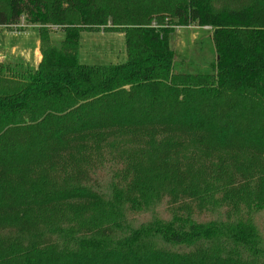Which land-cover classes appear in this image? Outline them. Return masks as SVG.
Returning <instances> with one entry per match:
<instances>
[{"label":"trees","instance_id":"trees-1","mask_svg":"<svg viewBox=\"0 0 264 264\" xmlns=\"http://www.w3.org/2000/svg\"><path fill=\"white\" fill-rule=\"evenodd\" d=\"M215 1L0 0V25L18 24L25 18L45 27L59 25L65 33L60 48L45 46L38 67L20 90L0 89V172L6 175L5 169L16 159L45 156L49 149H61L81 136L104 141L115 131H138L175 122L209 127L220 142L239 136L243 144L263 152L264 124L250 127L232 119L218 129L212 118L198 114L206 106L212 108L210 112L224 107L234 110L247 98L264 106V0L239 8H219ZM69 11H77L78 20L70 18ZM166 11L176 25L196 23L212 28L216 57L209 73L173 70L174 25L160 18ZM109 21L125 33L127 60L82 62L78 52L82 30H98ZM74 169L65 171L64 176L47 170L29 191L15 187L7 207L14 210L20 202L47 206L95 193L106 198L109 210L100 224L90 218L86 230L77 229L76 237L62 236L67 245L62 250L52 246L51 253H43L42 261L32 259V264H57L64 253L72 257L67 264H231L226 260L232 257L236 258L234 264H257V257L264 254L254 227L244 223L238 228L226 227L218 220L199 221L176 211L171 220L154 214L134 227L129 212L143 211L144 201L130 186L125 192L118 186L120 182L111 181L108 195L94 172L81 166ZM132 183L137 187L143 181ZM127 196L129 207L125 206ZM34 212L31 209L21 214L17 226L20 233L32 229ZM90 230V236L98 235L94 242L84 237ZM234 240L245 247L242 255L237 254ZM10 242L0 238V254L11 251ZM44 243H49L48 238ZM70 243L79 246L71 249ZM141 246L149 249L139 255ZM176 248L181 252H175ZM54 251L61 252L56 259ZM245 252L252 258L246 259Z\"/></svg>","mask_w":264,"mask_h":264},{"label":"rangeland","instance_id":"rangeland-1","mask_svg":"<svg viewBox=\"0 0 264 264\" xmlns=\"http://www.w3.org/2000/svg\"><path fill=\"white\" fill-rule=\"evenodd\" d=\"M252 1L216 0L215 6L239 8ZM67 14L70 18H79L77 11ZM154 18L153 24L156 21ZM160 18L162 22L165 18L166 23L174 25L171 37L175 53L173 70L179 73H209L216 57L212 28L196 23L176 25L169 11L163 12ZM64 36V30L59 25L50 23L45 27L43 24L28 23L25 18L18 24L0 25V89L20 90L28 82L29 74L38 67L45 46L60 48ZM78 52L84 63L125 62V33L111 21L98 30L84 28ZM198 109L195 108L194 112ZM210 110L212 108L206 106L198 114L212 118L218 129L224 127V121L232 119L245 122L250 127L264 124V106L253 98L240 101L234 110L229 111L225 107L220 110L214 108V112ZM78 166L94 172L93 176L103 183L108 195L111 194V181L120 182L118 186L125 192L130 186L132 193L138 194L144 201V209L129 212L128 218L134 227L146 223L154 214L171 220L172 214L177 211L191 214L199 221L218 220L226 227L236 228L243 223L252 226L257 242L264 245V151L243 144L239 136L227 137L220 142L209 127H190L175 122L149 125L138 131H115L104 141L81 136L61 149H49L45 156L16 159L11 168L5 169L6 175L0 172V182H3L0 186V207L4 206L0 211V238L11 240V247L8 248H12L4 255L0 254V264H32V259L42 261L43 253H51L52 246H55L54 250L63 249L66 244L62 236L76 237L77 229L86 230L85 225L90 218L100 224L109 207L105 204L106 198L95 193L47 206L20 202L11 210L6 205L15 187L29 191L47 170L64 176L65 171L75 170ZM139 179L143 184L133 187L132 181ZM128 197L126 207L130 206ZM31 209L35 211L34 226L28 233H20L17 229L20 216ZM91 230L84 237L94 242L98 235L94 233L90 236ZM47 238L49 243L45 244ZM235 243L237 245L239 241ZM82 245L92 246L89 243ZM78 246L77 243H70L71 249ZM145 247L141 246L137 254L149 249ZM244 250V246L237 245L238 255H242ZM175 252L181 250L176 248ZM53 253L56 259L61 252ZM244 257L252 258L248 252L244 253ZM71 258L64 253L55 263L67 264ZM235 259L232 257L226 262L234 264ZM257 264H264V254L257 257Z\"/></svg>","mask_w":264,"mask_h":264}]
</instances>
